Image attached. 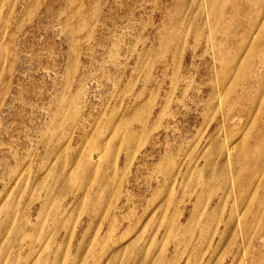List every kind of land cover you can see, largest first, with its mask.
I'll return each mask as SVG.
<instances>
[{
  "label": "rangeland",
  "instance_id": "obj_1",
  "mask_svg": "<svg viewBox=\"0 0 264 264\" xmlns=\"http://www.w3.org/2000/svg\"><path fill=\"white\" fill-rule=\"evenodd\" d=\"M264 0H0V264H253Z\"/></svg>",
  "mask_w": 264,
  "mask_h": 264
},
{
  "label": "bare ground",
  "instance_id": "obj_2",
  "mask_svg": "<svg viewBox=\"0 0 264 264\" xmlns=\"http://www.w3.org/2000/svg\"><path fill=\"white\" fill-rule=\"evenodd\" d=\"M258 262L259 264H264V248H261V253L258 256ZM253 264H257V262H254Z\"/></svg>",
  "mask_w": 264,
  "mask_h": 264
}]
</instances>
